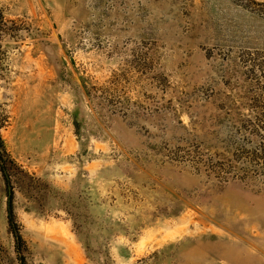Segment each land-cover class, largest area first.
<instances>
[{"label": "rangeland", "instance_id": "obj_1", "mask_svg": "<svg viewBox=\"0 0 264 264\" xmlns=\"http://www.w3.org/2000/svg\"><path fill=\"white\" fill-rule=\"evenodd\" d=\"M0 126V264H264V0H0Z\"/></svg>", "mask_w": 264, "mask_h": 264}, {"label": "trees", "instance_id": "obj_2", "mask_svg": "<svg viewBox=\"0 0 264 264\" xmlns=\"http://www.w3.org/2000/svg\"><path fill=\"white\" fill-rule=\"evenodd\" d=\"M2 147H5V145H4V140H3V138H2V135H1V126H0V148H2ZM4 168V167H3ZM4 174H5V177H6V179L7 180H10L9 179V175H8V171L4 168ZM12 199H10V209H9V216H10V218L12 219ZM20 243V242H19Z\"/></svg>", "mask_w": 264, "mask_h": 264}]
</instances>
